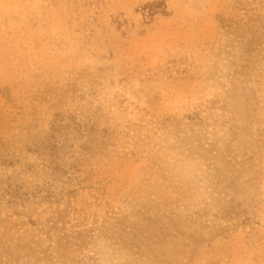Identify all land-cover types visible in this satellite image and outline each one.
<instances>
[{"label":"rangeland","instance_id":"1","mask_svg":"<svg viewBox=\"0 0 264 264\" xmlns=\"http://www.w3.org/2000/svg\"><path fill=\"white\" fill-rule=\"evenodd\" d=\"M262 120L264 0H0V264H264Z\"/></svg>","mask_w":264,"mask_h":264},{"label":"trees","instance_id":"2","mask_svg":"<svg viewBox=\"0 0 264 264\" xmlns=\"http://www.w3.org/2000/svg\"><path fill=\"white\" fill-rule=\"evenodd\" d=\"M258 111L255 116L257 122H259ZM264 120L260 122L261 127L258 130L256 138L254 139L253 146L248 152L242 151L238 156L239 162L237 163L238 170L231 171L237 175L234 179L228 176L230 171L223 170L220 173V179L229 180L234 183L233 192L241 194L243 198L241 201L236 202L232 197L229 200H225L220 197L217 206V214L220 219L219 231L224 233L229 226H234L240 223H249L253 221V214L250 212L248 205H256L255 198L259 195V187L261 184V172H262V150L264 148ZM246 188V189H245ZM248 189V190H247ZM236 191V192H235Z\"/></svg>","mask_w":264,"mask_h":264}]
</instances>
